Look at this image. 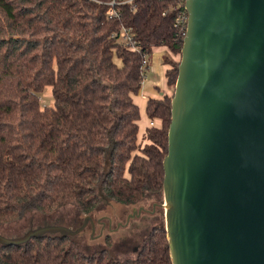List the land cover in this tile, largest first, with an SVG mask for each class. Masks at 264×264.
I'll return each mask as SVG.
<instances>
[{
  "label": "trees",
  "instance_id": "16d2710c",
  "mask_svg": "<svg viewBox=\"0 0 264 264\" xmlns=\"http://www.w3.org/2000/svg\"><path fill=\"white\" fill-rule=\"evenodd\" d=\"M112 1L0 0V228L67 206L91 215L100 193L124 206L163 194L173 96L148 99L146 114L161 125L146 130V145L133 96L144 55L158 47L169 50L163 61L175 86L186 29L171 1ZM123 28L137 50L120 41ZM48 87L53 104L43 106ZM111 246L87 255L70 237L44 236L0 246V264H172L164 222L133 259H117Z\"/></svg>",
  "mask_w": 264,
  "mask_h": 264
},
{
  "label": "water",
  "instance_id": "95a60500",
  "mask_svg": "<svg viewBox=\"0 0 264 264\" xmlns=\"http://www.w3.org/2000/svg\"><path fill=\"white\" fill-rule=\"evenodd\" d=\"M186 9L163 161L172 264H264V0H187ZM80 230L0 233V246Z\"/></svg>",
  "mask_w": 264,
  "mask_h": 264
},
{
  "label": "rangeland",
  "instance_id": "374dc122",
  "mask_svg": "<svg viewBox=\"0 0 264 264\" xmlns=\"http://www.w3.org/2000/svg\"><path fill=\"white\" fill-rule=\"evenodd\" d=\"M164 51V50H163ZM162 53V50H158L157 48L153 49V52L150 56V64L148 69L146 70V77L144 78L143 82V91H147V88H154L155 84L157 83H163L164 81V74L162 72L163 67L160 65V54ZM174 59L176 61L181 60V56H174ZM170 67V66H169ZM174 89L175 86L169 87L168 96L174 95ZM159 90V89H158ZM164 96L160 95V98ZM150 98V95H147L145 99L142 98L141 91L133 96L134 103H136L140 109L141 119L138 122L139 125V142L141 145L149 144L150 142L147 139H144L143 136L146 133V130L151 126H160V121L157 119H150L145 111V106L147 100ZM41 103L42 105H50L53 104V96H52V89L51 87L46 88L45 92L41 95ZM153 123V125H152ZM102 194V193H100ZM159 197V198H158ZM155 196V199L160 204L164 203L163 194L162 196ZM109 202V203H108ZM151 203H148L149 207L151 206ZM109 205V206H108ZM109 207V208H108ZM115 210H117L118 213H120V218H115L116 221H122L125 222L126 216L128 213L131 212L132 208L128 206H124L121 204H118L116 202H112L106 199H102V203L99 207V215H108L115 217ZM158 216L155 219H138L132 220L131 225L128 227H120L118 232L113 235L114 240L116 241V246L114 248H111V252L115 255L117 259L125 260V259H133L137 256V253L133 251L134 247H142V242L147 235V233L152 229L154 225L160 224L162 222L165 223V209L164 207L159 208L158 210ZM78 215V211L71 207L67 206L64 208H61L58 210L56 215H52L50 218L47 216L31 212L27 213L21 220L11 222L9 224H6L0 228V233L6 237H22L26 232H28L31 229H35L40 226L44 225H53L51 221H54L55 219L59 218L61 220H64L65 222L69 223L71 222L72 216ZM164 218V219H163ZM82 221V220H80ZM144 227H148L146 230ZM142 230H145L142 232ZM88 235L84 234L82 237H70L72 238L77 244L81 252L84 254H92L97 250L104 249L105 245L103 243V240H97V242L102 243L99 248L97 249H86V245L88 243ZM128 237L125 242H123L121 239L122 237Z\"/></svg>",
  "mask_w": 264,
  "mask_h": 264
},
{
  "label": "flooded vegetation",
  "instance_id": "af4514ba",
  "mask_svg": "<svg viewBox=\"0 0 264 264\" xmlns=\"http://www.w3.org/2000/svg\"><path fill=\"white\" fill-rule=\"evenodd\" d=\"M155 196L157 195H148L142 202L139 204L133 205V206H128L132 208L131 212L127 214L125 222L122 221H116L115 223V218H120V213L115 210L114 214L115 217L113 216H108V215H99V207L95 210L94 213L91 215H83L78 212V215L72 216L71 222H65L64 220H61L60 217L55 219L54 221H51L53 225H60V226H66L68 228H71L73 230H80L79 233H77L75 237H82L84 234H89L88 235V243L86 245V249H97L99 246L102 244L100 242H97V240L102 239L103 243L105 245L104 248H107V244L109 241H111L112 246L111 248H114L116 246V241L114 240L113 235H115L120 227H128L131 225L132 220L138 219H155L159 214L158 210L159 208L162 207V203L160 204L157 202L155 199ZM158 197V196H157ZM159 198V197H158ZM151 206L147 205L148 203H151ZM109 203V202H108ZM109 206V205H108ZM109 208V207H108ZM56 213L52 215H56ZM52 215L47 216L50 218ZM82 220V221H80ZM45 226V225H44ZM155 226V225H154ZM153 226V227H154ZM145 230L148 227H144ZM145 230H142L145 231ZM128 237L124 236L122 237V241L125 242ZM145 239V238H144ZM144 241V240H143ZM143 244V242H142ZM110 248V250H111ZM141 247H134L133 251L138 254L139 250ZM98 251V250H97Z\"/></svg>",
  "mask_w": 264,
  "mask_h": 264
},
{
  "label": "built area",
  "instance_id": "2783aa9c",
  "mask_svg": "<svg viewBox=\"0 0 264 264\" xmlns=\"http://www.w3.org/2000/svg\"><path fill=\"white\" fill-rule=\"evenodd\" d=\"M133 1L134 0H113L109 4L111 6H116L117 4H127V3H132ZM166 1H171L172 3H174V6H175L174 10L176 11L177 21L183 29H186V32H187V24H188V18H189V14L186 9L187 0H166ZM109 16L117 17L119 16V13L114 8H111L109 10ZM134 37L135 35L132 33L131 29L123 28L120 34V41L124 43L127 47H129L130 49L137 50L138 48L136 46ZM149 64H150L149 56L145 54L143 61H142V67H141L144 78L146 77V70L148 69Z\"/></svg>",
  "mask_w": 264,
  "mask_h": 264
},
{
  "label": "crops",
  "instance_id": "0c3cea01",
  "mask_svg": "<svg viewBox=\"0 0 264 264\" xmlns=\"http://www.w3.org/2000/svg\"><path fill=\"white\" fill-rule=\"evenodd\" d=\"M157 49L162 50V53L160 54V58H159L160 61L159 62H160V65L163 67L162 72L164 74V81H163V83L159 82V83L155 84L154 88H147L146 89L147 91H143V87H142L141 94H142L143 99H145L147 97V95H150V98H160V95H163V94L166 95V94H168V91H169V86L167 84L168 79L166 76V72L168 69H170V67L168 65H166L163 61L164 55L169 53V50L166 47H158ZM146 104H147V102H146ZM145 111H146V106H145ZM160 125H161V122H160ZM138 138H139V135H138ZM143 138H144V136H143Z\"/></svg>",
  "mask_w": 264,
  "mask_h": 264
}]
</instances>
